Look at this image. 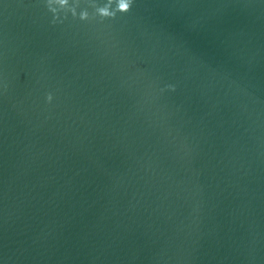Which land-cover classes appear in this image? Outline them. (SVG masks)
<instances>
[{"label": "water", "instance_id": "95a60500", "mask_svg": "<svg viewBox=\"0 0 264 264\" xmlns=\"http://www.w3.org/2000/svg\"><path fill=\"white\" fill-rule=\"evenodd\" d=\"M0 264H264V0H0Z\"/></svg>", "mask_w": 264, "mask_h": 264}]
</instances>
